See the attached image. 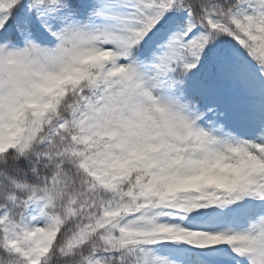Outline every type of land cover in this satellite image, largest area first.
Listing matches in <instances>:
<instances>
[{
    "label": "snow or ice",
    "instance_id": "1",
    "mask_svg": "<svg viewBox=\"0 0 264 264\" xmlns=\"http://www.w3.org/2000/svg\"><path fill=\"white\" fill-rule=\"evenodd\" d=\"M0 264H264V0H0Z\"/></svg>",
    "mask_w": 264,
    "mask_h": 264
}]
</instances>
